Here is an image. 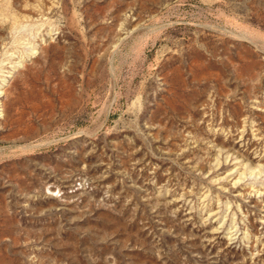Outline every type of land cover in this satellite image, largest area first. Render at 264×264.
<instances>
[{
	"label": "rangeland",
	"instance_id": "374dc122",
	"mask_svg": "<svg viewBox=\"0 0 264 264\" xmlns=\"http://www.w3.org/2000/svg\"><path fill=\"white\" fill-rule=\"evenodd\" d=\"M0 264H264V0H0Z\"/></svg>",
	"mask_w": 264,
	"mask_h": 264
}]
</instances>
